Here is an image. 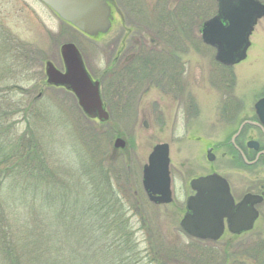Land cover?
<instances>
[{
	"label": "rangeland",
	"instance_id": "1",
	"mask_svg": "<svg viewBox=\"0 0 264 264\" xmlns=\"http://www.w3.org/2000/svg\"><path fill=\"white\" fill-rule=\"evenodd\" d=\"M151 2L154 8L158 5L152 14L147 8ZM106 3L110 22L119 21L115 8L126 20L125 28H132V35L140 34L143 23H149L152 35L158 23L180 24L174 35L177 39L161 44L174 48L170 51L181 56L185 71H190L194 103L179 109L171 100L165 101L152 84L136 94L130 107L118 109L105 79L101 94L109 121L86 117L71 93L46 84L45 62L63 70L60 47L70 42L79 50L88 72L100 77L111 63L110 47L119 22L91 38L39 0H0V204L5 205L0 208V264H16L15 258L17 264H51L56 255H62V264H86L92 253L97 257L89 264H113L117 249L132 250V246L141 264H148L149 238L156 242L158 253H178L179 259L172 264L185 261L183 251L195 256L192 264H264V202L254 229L240 236L225 234L218 241H202L186 235L179 226L188 180L207 173L209 166L230 176L238 196L258 189L244 175H231L232 164L228 158H220L221 152L215 151L216 160L208 163L205 146L227 142L237 127L217 121L257 117L254 104L264 97V17L249 38L246 58L224 66L215 60V48L205 44L200 33L202 24L216 14L215 0ZM160 53L154 49L144 55L155 59ZM159 68L155 62L154 76ZM117 137L125 140L123 149H114ZM20 142L40 158L32 164L44 178L43 184L27 177L18 155L4 160ZM160 143L170 148L173 200L165 205L149 201L142 186L148 155ZM260 177V184L264 183L262 168ZM112 188L123 201L110 202L117 213L111 214L108 207L93 209L94 200ZM47 190L50 202L58 205L42 215L39 200ZM74 201L77 205L70 206ZM68 203L70 207H64ZM125 221L130 229L120 230ZM99 237L104 239L98 241ZM5 247L10 251L14 247L13 258L7 256Z\"/></svg>",
	"mask_w": 264,
	"mask_h": 264
},
{
	"label": "water",
	"instance_id": "2",
	"mask_svg": "<svg viewBox=\"0 0 264 264\" xmlns=\"http://www.w3.org/2000/svg\"><path fill=\"white\" fill-rule=\"evenodd\" d=\"M62 20L91 37L110 28L109 6L106 0H40ZM217 14L203 24L202 40L216 50L215 60L233 66L246 58L249 37L257 21L264 17V3L258 0H216ZM63 71L51 61L45 62L46 84L62 87L77 99L85 116L107 122L99 82L88 74L81 54L73 43L60 47ZM255 114L264 125V97L254 104ZM256 145V143H255ZM114 149H123L125 140L118 137ZM211 159L212 157L209 156ZM142 185L150 201L170 203L169 146L156 144L143 167ZM195 195L186 200V212L180 220L181 230L188 236L213 241L224 230V219L232 234H241L253 228L258 217L254 205L262 201L261 195L247 193L235 204L227 181L217 174L191 180Z\"/></svg>",
	"mask_w": 264,
	"mask_h": 264
},
{
	"label": "flooded vegetation",
	"instance_id": "3",
	"mask_svg": "<svg viewBox=\"0 0 264 264\" xmlns=\"http://www.w3.org/2000/svg\"><path fill=\"white\" fill-rule=\"evenodd\" d=\"M149 4L150 5H147V8H150L149 11L150 14H152L155 12L158 5L154 8V3L151 2ZM114 11L118 14L120 27L115 31L116 36L113 38L110 47V51L113 54L109 68L103 71L100 77H94L89 73L93 80H97L99 82L100 93L101 85L106 79L114 106L118 109H126L130 107V104L136 99V94L143 87H145V92L151 88L153 84V86L159 91L161 97L165 101L171 100V102L176 104L177 108L182 109L181 106L185 107L193 105L192 103H194V97L191 94L192 91L190 83L192 77L190 76V71H185V65L181 60V56L173 53V51H170L174 50V48L169 49L166 45L161 44V41L163 40L170 44L172 40L174 42V40L177 39L174 35L175 33H179L180 24L175 22H172L171 25H169V23H158L159 27L154 28L155 35H152L148 32L147 25L149 23H143L144 26L141 28L140 34L132 35L133 32H130V29L132 28H125L127 24L126 20L123 19V15L121 16V13L117 12L115 8ZM118 22L112 20L111 26H113V28L116 27ZM201 29L202 26L200 28V33ZM121 30L122 33H119ZM187 40L189 41V39ZM154 49L158 52H162L160 53V57L152 59L148 58L147 55H144L145 52H151ZM141 51L143 52L140 53ZM155 62L160 68L156 70V74L154 76V70L152 68ZM187 63L189 65V60ZM103 104L105 106L104 101ZM186 120L190 121L189 118ZM217 122L225 124V126L228 124L233 126L237 124V127L233 128V133L230 135L227 142L221 143L220 145L207 143L205 146L206 160L210 164L214 163L216 160L214 152H221L220 158H228L232 164V167L229 169V172L232 173L231 175H244L246 179L252 185L257 186L258 189L255 190L252 188L250 190H246L238 196L233 183L229 178L230 176L228 174L226 175V173L218 168L209 166L210 171L205 174L193 176L188 180V195L184 200V211L182 216L186 212V200L195 195V190H193L190 186L191 180L211 174H217L227 181L229 192L235 204H238L242 197L247 193L261 195L263 197V200L259 204L254 205L255 209L258 211L259 217L261 213L260 206L264 202V183L260 184V169L262 168L264 170V143L261 142L262 138L264 140V125L261 121H258L256 117L252 120ZM209 156L212 158L210 159ZM181 167H185V165H181ZM190 167H192V165L188 166V168ZM180 170L182 169L180 168ZM224 222L225 227L222 237L225 234L236 236L229 232L226 219H224Z\"/></svg>",
	"mask_w": 264,
	"mask_h": 264
},
{
	"label": "trees",
	"instance_id": "4",
	"mask_svg": "<svg viewBox=\"0 0 264 264\" xmlns=\"http://www.w3.org/2000/svg\"><path fill=\"white\" fill-rule=\"evenodd\" d=\"M31 150H33V149H31V147L28 148V149L25 148V145H24V147H22L21 142L19 143V145L17 143L15 145L14 149L9 151V155L8 154L4 155V160H8L10 158L12 159V157H14L15 155H18L17 159H18L19 162L20 161L23 162L22 164H23V166H25V169H26V171H24V172L27 174V177H31V178L33 177V180H36V181L40 182L41 184H43L44 183L43 182L44 178L40 177L41 175H37L36 174V167L34 168L33 164H32L35 161L40 160V158L37 156L36 153H34V155H32L31 154ZM36 188L37 187H35L34 192L37 191ZM112 189L113 190L109 189L107 192H105L106 193L105 196L100 197L99 200H97V199L94 200V202L91 205L92 208L95 209V210H97L99 208V211H102V210H104L105 207H108V208H110V210H113V211H111V214H113V215H114V213L116 214L117 212L113 209V208H116V206L111 205L110 202L115 201V204H117V202H118V204H121V203H123V201H121V197H119V194L116 193L117 191L115 192V190H114L115 188H112ZM96 190L98 192H101V189L99 187ZM35 195H38V192ZM49 195L50 194H49V192L47 190V192L44 193V195H43L44 197H42L41 200H39V202H40L39 203V205H40L39 208H40V211H42V215L43 214L47 215L48 211H50L54 206L58 205V204L50 202ZM3 202L5 203V200H3ZM69 205L70 204L68 203L64 207H66V208L70 207V206L75 207L77 205V203H76V201H74V202L71 203L70 206ZM80 206H82V205H80ZM2 207L5 208V205L4 204H0V208H2ZM80 212H81V210H80ZM66 213H67V210H66ZM45 218H47V217H45ZM125 228L126 229L127 228L130 229V225H129V223L127 221H125V223L122 224L119 227L120 230L125 229ZM100 236H104V233H101ZM127 236L129 237V238L128 237L127 238L130 239V242H131L132 241L131 240V236L130 235H127ZM99 238L100 239L98 241H101L102 239L105 238V236H104V238L103 237L102 238L99 237ZM126 241L127 240H125V242ZM155 243L156 242H154L152 238L147 239V247H146V251H145L146 252L145 258H147V261H149L148 264H151V263L152 264H172V261H174V259H179V258H177L178 253H173V254L166 253L165 255H162L161 252L158 253V251H157L158 247L155 246ZM15 245H16V243H15ZM133 247L134 246H132V248H131L132 250H125L126 247L123 248V249H117V254L115 253V257L113 259V264H141L140 260L137 258V252L133 251ZM5 248L8 249L7 252H6L7 256L12 257L13 251H14V247H12L11 251L9 250L8 247H5ZM149 256L152 257V259H150ZM181 256H185V261H182L181 264H192V263L195 262L194 261L195 260V256H193L192 254L188 255L187 251H183L181 253ZM60 257H62V255L53 256L55 261H53L51 264H62L61 262H62L63 259L60 258ZM96 257H97V255L95 253H92L90 256L87 255L86 264H89L90 261H91V263H93L95 261ZM103 257H104L103 255L101 256V258L99 257V261L100 262L102 261ZM226 259H228V258L226 257ZM13 262H16V264H17L18 263L17 262V258H15V261H13ZM175 262H177V260H175ZM227 262L228 261H226L224 264H227ZM74 264H76V263H74ZM82 264H83V262H82Z\"/></svg>",
	"mask_w": 264,
	"mask_h": 264
}]
</instances>
